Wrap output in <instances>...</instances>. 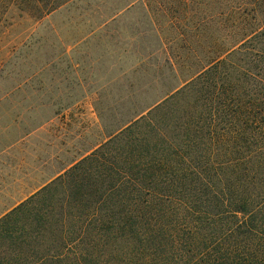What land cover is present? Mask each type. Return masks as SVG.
I'll return each mask as SVG.
<instances>
[{"label": "trees", "instance_id": "16d2710c", "mask_svg": "<svg viewBox=\"0 0 264 264\" xmlns=\"http://www.w3.org/2000/svg\"><path fill=\"white\" fill-rule=\"evenodd\" d=\"M103 1L0 0V27L13 11ZM112 1L95 30L144 4ZM152 1L201 65L180 86L169 64L175 83L161 77L107 140L1 216L0 264H264V0ZM146 18L150 55L164 45Z\"/></svg>", "mask_w": 264, "mask_h": 264}, {"label": "rangeland", "instance_id": "374dc122", "mask_svg": "<svg viewBox=\"0 0 264 264\" xmlns=\"http://www.w3.org/2000/svg\"><path fill=\"white\" fill-rule=\"evenodd\" d=\"M79 21L63 13L36 23L13 12L0 28V217L107 140L109 130L154 97L161 77L175 83L167 59L181 82L202 63L187 38L169 42L143 72L136 69L142 39L135 33L85 39ZM121 22L135 24L136 11ZM14 124L22 140L12 146L19 138Z\"/></svg>", "mask_w": 264, "mask_h": 264}, {"label": "crops", "instance_id": "0c3cea01", "mask_svg": "<svg viewBox=\"0 0 264 264\" xmlns=\"http://www.w3.org/2000/svg\"><path fill=\"white\" fill-rule=\"evenodd\" d=\"M114 1H116V0H114ZM114 5L115 4L112 0H106L103 2H99V3L94 2V3H91L90 6H86L85 4H83L77 8H72L69 10H61L59 12L52 13L51 15L46 16L45 18H43L41 20H35V19L31 18L30 16L25 15V14H21V15L27 16L28 18L32 19L36 23H41L45 19L53 17L54 15H60L63 13L68 15L69 19L79 18L80 19L79 23L83 25V31L86 32V34L84 36L85 39H88L89 37H94L95 35H100L103 38H105L107 36L111 37L112 35H114L115 32L118 34L119 33L123 34V35L135 33L136 38L142 39L140 44L136 46V52L139 54V59L136 63V69H140L143 72L151 70V68L148 66L149 65L148 63H149L150 59H152V57L156 54V53H152V54L148 55L147 50L146 51L142 50V47L145 45L147 37H144V35L142 36V34H140V31H141L140 28L141 27L143 28V25L147 22V18L145 19V10L146 9H148L150 11L151 19L156 24L158 32H159V34L163 40L164 47L162 48V51H159V52H164V50H165L166 46L169 44V42H179V41L183 42L184 39H186V37H187L186 34H185V36L183 34H181V33H183L182 32L184 30L183 28H179L180 26H178L177 24H171V22L168 21V18H166V17L162 18L159 16L160 11H161V8L159 7V3L157 1L153 2L152 0H144V4H143L144 6L143 5L142 6H138V5L136 6V3L132 4L131 6H128L127 8H125L121 11V13H120L119 17L116 19V21L113 22L112 24H110L106 29L95 30V27L97 26L98 22L101 21V19L104 17V15L107 16V15L112 13L111 10L113 9ZM133 10L136 11V23L133 25H128L127 23L121 22V19ZM13 12L19 13L18 11H13ZM9 17H8V19H9ZM6 22L4 24H6ZM3 25H1V27ZM141 60H143V65L140 66ZM167 62H170L169 64H171L170 66H172V71H174V73L176 75L177 70H176L175 65L170 61V59H167ZM186 79H188V77ZM186 79H184L182 82L179 80L181 82L180 86L183 85V83L185 82ZM140 91H143V90H140ZM51 103H53L55 105H61L62 107H64L65 105H71V104H74L76 102L73 101V102H68V103H61L59 101H54ZM62 107L58 108V110L55 111L56 113H54V114L58 115L59 111L63 109ZM43 124H45V122H43ZM15 126H16V128H15ZM41 126H39V127H41ZM13 127H14V129L19 130L21 126L19 127V125L14 124ZM18 132H19L18 133L19 138L17 140H15L14 142H12L10 145L14 146L13 144L19 143L22 140V137H20V135H19L20 130ZM23 134H25V133L22 132V135ZM99 145H97V146H99ZM97 146H95L89 152L84 154V156L89 154ZM84 156H82V157H84ZM77 161H75V162H77ZM75 162L69 164L66 169L58 172L53 178H51L48 181V183L51 180H53L54 178H56L57 176H59L60 174H62L69 167H71Z\"/></svg>", "mask_w": 264, "mask_h": 264}]
</instances>
